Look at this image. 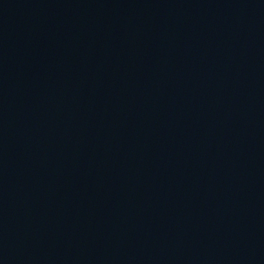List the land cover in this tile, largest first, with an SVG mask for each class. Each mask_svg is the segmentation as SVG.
Instances as JSON below:
<instances>
[{"label":"water","instance_id":"obj_1","mask_svg":"<svg viewBox=\"0 0 264 264\" xmlns=\"http://www.w3.org/2000/svg\"><path fill=\"white\" fill-rule=\"evenodd\" d=\"M0 264H264V0H0Z\"/></svg>","mask_w":264,"mask_h":264}]
</instances>
